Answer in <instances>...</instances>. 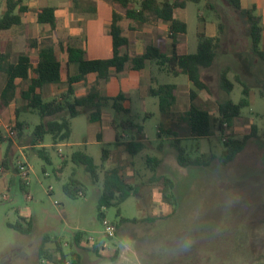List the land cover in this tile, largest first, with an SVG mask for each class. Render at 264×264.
I'll return each mask as SVG.
<instances>
[{"label": "rangeland", "instance_id": "374dc122", "mask_svg": "<svg viewBox=\"0 0 264 264\" xmlns=\"http://www.w3.org/2000/svg\"><path fill=\"white\" fill-rule=\"evenodd\" d=\"M0 0V5L2 4ZM69 0H38L39 7L57 6ZM140 1V0H138ZM245 8L257 7L256 14L264 17V0H242ZM1 13V12H0ZM178 16L186 20L188 32L179 36L178 50L194 54L197 52L200 32L220 37L218 54L214 65L202 70V79L209 86L207 91L199 92L196 104L218 114V104L232 100L239 103L245 95L244 85L250 88V106L242 111V117L234 119L226 129V135L243 137L250 132L251 126L258 128V139H252L238 158L228 166L214 159L209 167H181L172 147L173 136L158 138L160 124L166 130H173L182 138L184 146L193 157L203 154L206 159L212 155H221L225 136L216 133L210 140H190L189 131L182 121V115L189 106V92L193 88L186 75L179 77L161 75V83L178 86V100L172 115L164 116L156 98H139L140 90L124 88V84L108 81L105 93L117 95L121 90L132 97L133 117L137 124L144 127V149L132 157L125 146H116L118 133L123 140H129L130 133L123 137L121 124L128 116L117 113L111 107L104 109L102 123L91 124L87 113L82 112L71 119L72 136L69 141L53 149L52 136L48 135L44 143L31 145L35 127L41 122L37 111L21 112L18 120L26 123L23 138L3 139L0 137V162L7 158V168L0 169V264H53L41 259L39 252L45 236L59 238L65 251L69 252V243L78 232L85 233V249H80L83 264H259L264 262V63L252 53V40L246 19L228 0L189 1ZM73 19L79 21V10L74 11ZM77 17V19H76ZM224 26L222 32L218 25ZM130 31L133 41L162 43L163 51L172 53L171 40L167 37L163 24L139 26L128 20L122 24ZM42 30L49 26L40 25ZM73 26H75L73 24ZM148 28V29H144ZM14 29V28H13ZM63 31L73 30L63 25ZM150 30V31H148ZM15 34L9 39L7 34ZM20 32V31H18ZM0 32V47L17 57L21 52H30L36 59L34 49L29 48L32 36L25 31ZM26 39V40H25ZM75 37L66 39L74 44ZM42 42L53 43L52 33L46 34ZM264 50V37L260 44ZM72 68H77L72 65ZM157 73V66H152ZM228 70V77L234 84V90L227 93L222 89L221 73ZM6 76L0 75V88L5 85ZM61 84V87H65ZM81 91L89 92L93 87L99 91L94 79H87ZM123 87V89L121 88ZM55 88L46 86L44 90ZM46 100L53 97L45 95ZM1 106V100H0ZM19 106V104H18ZM3 108L0 115L3 120L15 122V108ZM67 115V114H66ZM57 118H60L58 116ZM119 125L117 130L113 124ZM0 129L3 130L0 124ZM103 131L104 139L97 135ZM163 149L159 150V144ZM45 148L51 158L47 163L39 157L37 151ZM109 149L110 157L103 162V149ZM62 150L60 153L59 150ZM76 151H85L91 155L98 166L105 168L121 167L126 180L137 186L138 194L132 195L119 207L105 210L110 222L125 218H156L155 222L144 224H125L117 229L114 238L104 234L102 221L98 217V202L102 195L101 184H93L83 166H76L70 160ZM162 159L157 172L147 169V157ZM68 161L63 172L57 171ZM29 167V177L24 180L16 171L18 163ZM88 186V193L79 199H70L63 192V185L69 181L73 172ZM169 177L175 184L174 193L178 203L175 212L164 199L168 188L163 181L155 178ZM22 180L26 189H21ZM31 197V199L29 198ZM21 218L32 220L31 234H22L9 225L18 223ZM95 241L92 243L90 239ZM99 242L109 247L96 252ZM50 254L57 255L56 244L47 243ZM118 253H115V251Z\"/></svg>", "mask_w": 264, "mask_h": 264}, {"label": "trees", "instance_id": "16d2710c", "mask_svg": "<svg viewBox=\"0 0 264 264\" xmlns=\"http://www.w3.org/2000/svg\"><path fill=\"white\" fill-rule=\"evenodd\" d=\"M189 1L198 2L199 0H112L114 6L113 20L109 27L110 35L113 40V54L108 59L91 60L87 57V52L83 48L76 47L69 43L59 42L60 52L53 43L33 40L31 48H37L38 59L34 63L30 53H20L13 58L11 53L0 49V75L6 76L5 86L0 93V110L7 108L15 102L19 94V82L30 81L26 90L20 92L22 104L16 108V135L14 139H21L25 134L27 124L20 122L18 117L21 112L37 111L41 116V122L35 127L31 145L44 143L46 136L50 135L53 139V149L61 143L70 140L72 136L71 119L78 117L82 112L88 114L91 124L102 123L104 109L111 107L117 113L128 116L127 121H123L121 127L123 133H130L129 141H122L121 135L116 137V146H125L127 152L136 157L144 149V127L137 124L134 120L131 108L127 106L129 99L123 93L115 97L102 95L96 87H93L86 96H76V85L86 80L89 75H96L100 81L108 82L115 74L120 75L126 70L144 71L152 66H157V73L151 69V85L149 95L156 98L159 102L160 112L169 117L172 115L177 104L178 87L175 84L160 82V75L179 77L186 75L193 88L189 92V108L182 115V121L186 124L190 140H210L216 133L225 136L223 141L224 149L217 158L212 155L211 159H206L203 154L195 157L191 156L183 144V139L173 130H166L163 125L158 127V138L162 140L163 135L173 136L172 147L176 151L177 162L181 167H209L214 159L222 166L233 163L238 156L246 149L252 139H258V128L253 125L250 132L243 137L227 134L226 129L229 124L237 118L242 117V111L250 106V88L244 85V95L239 103L232 100L220 102L218 104V114L214 115L208 109L196 104L199 92L207 91L210 93L209 86L202 79V70L209 69L214 65L218 54L220 37L208 36L205 32H200V40L197 52L189 54L178 50L177 40L179 36L188 32L186 20L179 17L177 12L184 10ZM247 21L249 35L252 40V53L264 63V50L260 48L263 37V26L261 16L256 14V9H244L241 0H228ZM7 9L0 16V31H7L15 26L22 24V15L29 11L24 0H6ZM77 5L78 0H74ZM120 10V11H118ZM125 20L136 23L139 26L147 25H168V38L172 40V53L166 54L161 45H148L141 55L131 53V40L125 34L126 29L122 25ZM37 22L39 25H47L52 31L57 28V17L55 7H43L37 12ZM222 32L224 26L218 25ZM75 65L78 74L68 76L67 90L57 98L46 100L44 88L49 85L59 86L62 84L64 68ZM222 89L227 93L234 90V84L228 77V70L221 73ZM67 114V115H66ZM60 116V118H57ZM116 129L119 125L113 124ZM101 134L98 140L101 141ZM163 149V144L158 146ZM109 149H103V162H107L110 157ZM39 157L47 163H51L49 152L42 148L37 151ZM70 160L76 166H83L86 173L90 176L93 184H101L103 187L102 195L98 202V217L103 222L106 219L105 210L112 207H119L132 195L138 194L137 186L129 183L121 167L105 168L98 166L94 158L85 151L74 152ZM68 161L64 160L63 167L58 169L57 176L63 172V168ZM162 164V159L156 156L147 157L145 165L152 172H157ZM7 158L0 162V169L7 168ZM17 173L19 168L16 167ZM155 182L163 181L168 188L164 194V199L173 207L175 212L178 200L174 193L175 184L167 176L155 178ZM26 183L22 180L21 189L25 191ZM64 194L70 199L85 197L88 193V186L76 177L74 171L69 181L63 185ZM114 222L116 229H120L125 224H144L155 222L156 218H125ZM113 223V222H112ZM11 228L22 234H31L33 231L32 220L21 218V220L9 225ZM85 233H76L69 243V252L65 251V246L59 238L52 239L49 235L45 236L40 248V258L53 264H83V257L80 249H85ZM56 244L57 255L50 254L46 248L47 243ZM96 252H100L98 246ZM115 253H118L116 250ZM44 264V263H42ZM259 264H264L261 262Z\"/></svg>", "mask_w": 264, "mask_h": 264}, {"label": "crops", "instance_id": "0c3cea01", "mask_svg": "<svg viewBox=\"0 0 264 264\" xmlns=\"http://www.w3.org/2000/svg\"><path fill=\"white\" fill-rule=\"evenodd\" d=\"M25 5L29 7V11L24 13L22 15V24L19 26H15L10 30L7 31H20L18 32L19 34H23L25 31H32L31 33L35 32V35L32 36L33 40H37L38 43H41L46 34L52 33V41L56 49L60 52L62 56V52L59 49V42H63L67 44L66 39L69 37L71 38L72 36L75 37L74 40V45L79 48H83L87 52V57L88 59L95 60V59H108L112 57L113 54V40L110 35L109 27L112 23L113 20V13H114V6L112 3V0H78L77 5L74 3V0H69L66 2H62L57 6H50V7H55L56 8V17H57V28L55 31H52L51 28L50 30H46L41 28V26L37 22V12L43 7H48V6H43L39 7L38 5V0H24ZM241 5L244 9H251L255 8L257 11V7L253 6L251 8H245L243 6V2L241 0ZM7 9V3L6 0L4 2L2 1V4L0 5V16L6 11ZM79 10V21L75 20L74 23L73 21H70L68 19H73L75 18L74 16V11ZM120 11V10H118ZM121 12V11H120ZM178 13V12H177ZM178 15V14H177ZM262 18V26H263V37H264V17L263 15H260ZM180 17V16H179ZM77 19V17H76ZM74 20V19H73ZM124 23V22H123ZM132 23V22H131ZM73 24L75 26H73ZM63 25H68V28L72 26L73 30H68L63 31ZM167 29V37H168V25L163 24ZM47 26V25H46ZM126 29V35L130 38L131 40V53L134 55H141L144 51L145 48L148 45H161L162 43L155 44L153 42H144L143 39H136L133 41L132 36L130 37V31L133 30V27L130 26L129 30ZM148 29V28H144ZM150 31V30H148ZM0 32H5V31H0ZM207 35V34H206ZM15 34L10 32V34H7V37L9 39H14ZM210 36V35H208ZM214 37V36H211ZM262 37V40H263ZM26 40V39H25ZM32 40V41H33ZM171 40V39H169ZM261 40V42H262ZM32 42L29 44V48H31ZM172 44V40H171ZM163 47V46H162ZM1 50H4L3 48L0 47ZM36 51L37 54V48H31ZM9 52V51H6ZM21 53H30L28 52H21ZM31 54V53H30ZM31 57L36 64L37 59H38V54L36 59L33 57L31 54ZM151 69L153 68H147L144 71L138 72V71H132V70H126L124 73L120 75H113L110 80L114 81L115 83H121L122 85L124 84V88H129L131 90H140L141 94L139 98L145 99L149 95V87L151 85ZM78 74L77 68H64L63 70V79H62V85L65 83V87H61V85L55 86V88H49L48 90H44V97L47 94L49 97L57 98L60 96L62 93L66 92L68 86H67V79L68 76H75ZM161 77V75H160ZM87 79H94L97 81V84H99V89L100 93L104 96L107 97H115L119 95L120 93H123L127 96L129 99V102L127 103V106L131 108L132 113H133V108H132V97L128 92L120 91L117 95L115 96H110L107 93H105L106 87L108 85V82L100 81L98 77L94 74L89 75ZM86 80L83 82H80L76 85V96L77 97H83L86 96L88 93L81 91L82 87L81 85H85ZM161 80V78H160ZM30 81H25V82H19L20 88H19V94L17 96V99L15 102L11 103L8 107L11 108L14 106L16 103V106L18 107L22 104L20 92L23 90H26ZM176 85V84H175ZM5 85H3L0 88V93L2 92L3 88ZM53 86V85H51ZM123 87H121L123 89ZM178 87V86H177ZM192 89V88H191ZM190 89V90H191ZM178 96V92H177ZM178 100V99H177ZM178 103V102H177ZM16 107V108H17ZM16 108H15V122H8L6 120H3V117L0 115V124L4 128L6 125L11 124V123H16L17 121V116H16ZM189 106L187 105V110ZM186 110V111H187ZM30 112V111H29ZM88 117V114H87ZM104 118V114H103ZM89 121V119H88ZM90 123V122H89ZM114 129L115 126L113 125ZM159 132V131H158ZM101 134V137L104 139V134L103 131H100L98 135ZM97 135V139H98ZM118 133L116 134L117 137ZM126 136V133H124L123 137ZM116 137H115V142H116ZM130 137V136H128ZM131 139V137H130ZM129 139V140H130ZM126 140V141H129ZM102 141V139H101ZM122 141L126 142L125 140L122 139ZM123 146V145H120ZM59 152L61 153L62 150L60 149ZM60 175V174H59Z\"/></svg>", "mask_w": 264, "mask_h": 264}, {"label": "built area", "instance_id": "2783aa9c", "mask_svg": "<svg viewBox=\"0 0 264 264\" xmlns=\"http://www.w3.org/2000/svg\"><path fill=\"white\" fill-rule=\"evenodd\" d=\"M16 123H11L6 125L2 131V129H0V137L3 139H13L16 135ZM18 168H19V174L21 175V177L26 180L29 177V167L22 163L19 162L18 163ZM31 199V197H29ZM103 228H104V234L108 239L114 238L116 235V225L110 221H108L107 219H105L103 222ZM90 241L92 243H94V239L91 238ZM99 249L101 250H105L109 247V245L106 242H99Z\"/></svg>", "mask_w": 264, "mask_h": 264}]
</instances>
